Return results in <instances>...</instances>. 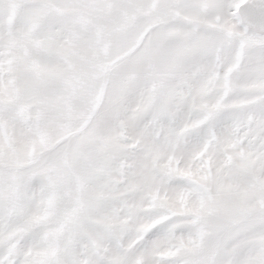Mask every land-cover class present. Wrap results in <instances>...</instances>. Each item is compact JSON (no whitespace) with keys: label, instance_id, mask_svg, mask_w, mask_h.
<instances>
[{"label":"snow or ice","instance_id":"6c2138e0","mask_svg":"<svg viewBox=\"0 0 264 264\" xmlns=\"http://www.w3.org/2000/svg\"><path fill=\"white\" fill-rule=\"evenodd\" d=\"M0 264H264V0H0Z\"/></svg>","mask_w":264,"mask_h":264}]
</instances>
